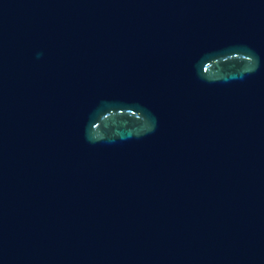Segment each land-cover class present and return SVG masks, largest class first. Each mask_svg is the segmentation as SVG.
<instances>
[{"label":"water","instance_id":"water-1","mask_svg":"<svg viewBox=\"0 0 264 264\" xmlns=\"http://www.w3.org/2000/svg\"><path fill=\"white\" fill-rule=\"evenodd\" d=\"M0 264H264V0H0Z\"/></svg>","mask_w":264,"mask_h":264}]
</instances>
